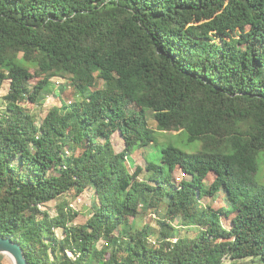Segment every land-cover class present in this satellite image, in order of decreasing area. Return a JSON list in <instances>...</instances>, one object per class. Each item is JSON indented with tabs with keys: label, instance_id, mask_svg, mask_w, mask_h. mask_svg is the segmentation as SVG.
<instances>
[{
	"label": "trees",
	"instance_id": "1",
	"mask_svg": "<svg viewBox=\"0 0 264 264\" xmlns=\"http://www.w3.org/2000/svg\"><path fill=\"white\" fill-rule=\"evenodd\" d=\"M50 71L76 94L70 101L61 86L60 105L38 122L26 104L39 103ZM4 80L0 235L20 243L28 264H48L37 242L58 264H264V0H0ZM182 130L199 142L196 152L170 139L158 146L156 131ZM148 145L145 165L131 172L126 157ZM177 169L191 179L177 182ZM201 171L214 174L207 190ZM92 185L97 203L86 224H70L67 202L53 219L41 209ZM218 190L222 206L200 202ZM141 202L166 209L153 244L151 225L131 222ZM101 238L110 247L97 250Z\"/></svg>",
	"mask_w": 264,
	"mask_h": 264
},
{
	"label": "rangeland",
	"instance_id": "2",
	"mask_svg": "<svg viewBox=\"0 0 264 264\" xmlns=\"http://www.w3.org/2000/svg\"><path fill=\"white\" fill-rule=\"evenodd\" d=\"M21 54H19L18 58L20 59ZM35 68H30V72L33 73ZM47 85L44 89V93L42 95V97L39 100V103H27L26 106L32 111L33 114H36V119L39 122L47 113L48 109L51 108L53 105H60V101H59V97H58V92L61 86H65V90L64 92L61 94L63 95L65 93V95H67L70 101H73V96L74 94H76V90L74 87H72L70 85V83L68 82L69 80L62 76L61 74H55L52 71H50L47 75ZM31 83H35L38 81L37 77H32L30 79ZM102 84V81H97L95 86L98 87ZM9 91V81L8 80H4L2 85L0 86V113H4L5 111V100H4V96L8 93ZM127 103V102H126ZM145 119H146V123L148 126H150L151 128L155 129V121H154V117H153V112L152 111H147L145 113ZM157 132V138H158V146L162 145L163 141H166L168 139L172 140L173 143L175 142V145L182 148L183 150L187 151V152H196V150L199 149V142H193L191 141V139L188 137V132L189 130H182V131H172V132ZM101 140H104L103 138H100ZM111 142L113 144L114 150L116 152H119L120 150H122L124 148V141L122 136L120 135L119 132H114L111 137ZM30 145V137H24L22 138L19 142H18V148L23 149L24 147H28ZM152 145H148L145 147H138V149H136L134 152H132L131 154H129V157L127 156L126 159H128L129 164H130V171H134L136 166H144L146 163V155L149 152H152ZM154 151V150H153ZM157 154V153H156ZM259 171L257 174V178H258V182L260 185L264 186V158L263 155H259ZM201 176H204V188L205 190H207L209 188V185L211 184V181L213 180L214 174L213 172H207L204 174L203 171H201L199 173ZM173 176L174 178H176V176H178L179 181H184V179L190 180L191 176L190 175H186L184 173L181 172V170L177 169L173 172ZM139 177V180H143V181H147V173L145 174H141ZM136 185V180L133 182L132 184V188L135 187ZM131 188V189H132ZM132 192V191H131ZM203 196H201L200 198V202L202 204H206V205H214L215 207H219L222 206L223 204V193L218 190L217 192H215L213 194V196H210L209 194L206 193V191H203L202 193ZM96 192H95V186L92 185L90 187H87L85 191H83L80 194H76L75 190H70L64 194H62L61 196H59V198L48 202L44 205L41 206V209L46 210L47 213L49 214L50 218H54V216L57 215V207L59 205V203L62 202H67L69 207H71L73 210H68V218L69 221H72L70 224L72 225H80V224H86L87 220L93 215V213H95V210L93 208V205L97 203L96 201ZM160 209L157 211V213L152 210V209H146L143 202L140 203L138 209H139V213L137 215L136 218H132L131 222L134 224L135 228H141L145 223L150 224L151 227L153 228V233L152 235L149 237V243L153 244L156 240V231L158 229V224H157V216L156 214H160L165 212V206H161L159 207ZM76 213V214H75ZM130 221V220H129ZM173 221L174 225H177L179 219L175 218ZM229 221V217H225L223 218V222L228 223ZM180 223V221H179ZM178 226V225H177ZM180 233L183 234L185 232L192 234V232L194 231L193 226H184V225H179ZM53 233L54 236L59 239L60 241H62V232L61 229L58 228V226L55 225L54 222V228H53ZM118 234V230L116 229L114 232V235ZM45 243V242H44ZM110 247L106 246V239L101 238L97 243H96V249L100 250L103 249V247ZM36 249H37V254L40 257H43L48 264H58V260L54 258L51 248L48 247L46 249L42 248L40 244L37 242L36 243ZM40 249V250H39ZM105 250V257L109 258L110 256V252L111 250H109L108 248H104ZM66 255L69 257H73L74 255L70 252L67 251ZM57 258H60V255L58 254ZM0 264H13L11 258L6 255V254H1L0 253Z\"/></svg>",
	"mask_w": 264,
	"mask_h": 264
},
{
	"label": "water",
	"instance_id": "3",
	"mask_svg": "<svg viewBox=\"0 0 264 264\" xmlns=\"http://www.w3.org/2000/svg\"><path fill=\"white\" fill-rule=\"evenodd\" d=\"M0 253L8 255L13 264H28L20 243L10 236L0 235Z\"/></svg>",
	"mask_w": 264,
	"mask_h": 264
},
{
	"label": "clouds",
	"instance_id": "4",
	"mask_svg": "<svg viewBox=\"0 0 264 264\" xmlns=\"http://www.w3.org/2000/svg\"><path fill=\"white\" fill-rule=\"evenodd\" d=\"M181 172H182V173H184V174H186V173H185V172H183L182 170H181ZM186 175H189V174H186ZM175 179H176V181H179V178H178V176H176V178H175ZM184 181H186V180L184 179ZM187 181H189V180H187Z\"/></svg>",
	"mask_w": 264,
	"mask_h": 264
}]
</instances>
